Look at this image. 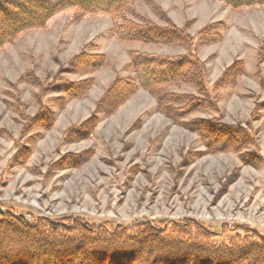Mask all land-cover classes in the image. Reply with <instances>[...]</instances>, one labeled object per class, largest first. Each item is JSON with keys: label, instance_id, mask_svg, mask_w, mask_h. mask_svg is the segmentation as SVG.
<instances>
[{"label": "rangeland", "instance_id": "1", "mask_svg": "<svg viewBox=\"0 0 264 264\" xmlns=\"http://www.w3.org/2000/svg\"><path fill=\"white\" fill-rule=\"evenodd\" d=\"M77 16L60 11L0 48V212L70 228L199 224L222 246L264 238V5L134 0L126 13ZM137 20L171 23L185 45L114 32ZM189 52L204 93L146 88ZM235 63L239 74L213 88ZM197 123L234 129L233 143Z\"/></svg>", "mask_w": 264, "mask_h": 264}, {"label": "trees", "instance_id": "2", "mask_svg": "<svg viewBox=\"0 0 264 264\" xmlns=\"http://www.w3.org/2000/svg\"><path fill=\"white\" fill-rule=\"evenodd\" d=\"M218 1L232 9L264 5V0ZM132 3L134 0H0V48L23 32L43 28L60 11L72 10L77 18L98 13L120 14L126 13ZM137 21V24L124 21L114 26V32H120L118 35L127 41L142 44L184 43L183 32L171 23L159 28ZM198 64L190 52L172 58L165 62L161 74L149 76L146 88L155 94L162 86L178 81L204 93L202 79L198 80L202 74ZM237 65L240 66L235 63L225 71L213 88L226 86L238 75L240 68L233 72ZM114 85L129 88L127 96L136 91L133 81L117 80ZM189 127L232 143L236 135L234 129L220 124L197 123ZM186 226L175 224L167 231L148 223L133 230L107 225L90 228L82 224L70 228L64 223L45 220L29 224L22 217L0 212V264H264V238H236L222 246L214 244L212 232L204 226L198 224L184 229Z\"/></svg>", "mask_w": 264, "mask_h": 264}]
</instances>
